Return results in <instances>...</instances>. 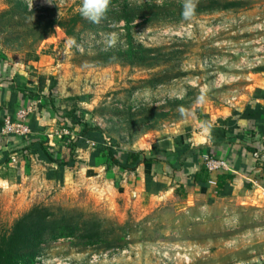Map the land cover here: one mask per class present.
I'll list each match as a JSON object with an SVG mask.
<instances>
[{
  "label": "rangeland",
  "instance_id": "1",
  "mask_svg": "<svg viewBox=\"0 0 264 264\" xmlns=\"http://www.w3.org/2000/svg\"><path fill=\"white\" fill-rule=\"evenodd\" d=\"M80 5L0 0V57L36 69L42 59L41 80L54 89L44 95L45 129L29 136L34 166L0 184V235L38 207L104 234L94 248L46 241L38 264H264V205L220 199L192 213L174 199L136 202L126 189L131 171L113 166L108 152H144L207 106L242 99L264 70V0H198L190 20L182 0H112L98 25L81 17ZM107 33L118 35L115 47L106 48ZM83 122L96 136L87 148L79 144ZM45 149L61 177L50 179Z\"/></svg>",
  "mask_w": 264,
  "mask_h": 264
},
{
  "label": "crops",
  "instance_id": "2",
  "mask_svg": "<svg viewBox=\"0 0 264 264\" xmlns=\"http://www.w3.org/2000/svg\"><path fill=\"white\" fill-rule=\"evenodd\" d=\"M44 62L40 59L41 67L36 69L22 64L20 60L0 57V184L15 182L14 178L24 168L35 164L29 152L30 135H8L3 133V127L7 116L16 118L19 109L36 104L37 109L28 123L32 134L38 129H45L42 118V113H47L42 106L44 95L54 89H49V79L41 80L48 76L43 68ZM250 80L248 87L251 89L242 94V99L222 108L207 106L206 111H201L188 125H178L162 138L148 141L150 145L143 150L154 162L131 171L126 180V189L133 193L136 202L155 198L174 199L182 204L180 211L192 213L220 199L236 200L243 206L263 207L264 70L254 72ZM47 116L50 120L49 114ZM205 124L211 125L209 137L203 134ZM48 130L58 134L49 136L52 137L51 143L60 148L64 141L60 139L59 130L55 126L48 127ZM256 148L259 150L257 157L254 154L258 151ZM167 153L171 154L166 156ZM204 154L227 160L230 169L207 173ZM50 164V179L57 175L61 177L58 165L55 162ZM221 174L223 177L219 178ZM227 174L234 176L229 178ZM134 187L137 191H133Z\"/></svg>",
  "mask_w": 264,
  "mask_h": 264
},
{
  "label": "trees",
  "instance_id": "3",
  "mask_svg": "<svg viewBox=\"0 0 264 264\" xmlns=\"http://www.w3.org/2000/svg\"><path fill=\"white\" fill-rule=\"evenodd\" d=\"M82 124L83 137L79 144L81 148H87L89 146L87 140L94 139L96 136L89 123L83 122ZM97 136L101 137L102 134L98 133ZM43 152L50 162H57V159L52 157L46 149ZM108 152L113 166L119 167L124 172L135 171L143 164L154 162V159L148 157L143 151L134 150L122 155L114 148H110ZM170 154L167 153L166 156ZM205 171L208 173L209 170L206 168ZM226 176L233 178L234 175L227 174ZM221 177H223L222 174L219 178ZM197 178L200 179L201 176L198 175ZM56 213V211L51 212L47 209L43 211V208L34 207L19 217L10 230L0 235V264H37L47 245L44 248L41 246L50 240H52L50 242H56L61 238L69 239L71 242L77 243L73 244L83 245L86 248H94L104 241V234L98 230L97 224L76 221L75 219L68 220L67 217H59ZM81 229H84V232L78 233Z\"/></svg>",
  "mask_w": 264,
  "mask_h": 264
},
{
  "label": "clouds",
  "instance_id": "4",
  "mask_svg": "<svg viewBox=\"0 0 264 264\" xmlns=\"http://www.w3.org/2000/svg\"><path fill=\"white\" fill-rule=\"evenodd\" d=\"M50 3V0H47ZM112 0H81L79 7V14L82 18L88 20L94 24H100L107 18V13L110 9ZM198 0H182V17L184 20L192 19L196 14ZM119 37L116 33L105 34V46L106 48L115 47L118 43ZM71 44H75V40L70 41ZM183 109L181 112L183 113ZM211 132V125L205 124L203 126V134L205 137H209Z\"/></svg>",
  "mask_w": 264,
  "mask_h": 264
},
{
  "label": "built area",
  "instance_id": "5",
  "mask_svg": "<svg viewBox=\"0 0 264 264\" xmlns=\"http://www.w3.org/2000/svg\"><path fill=\"white\" fill-rule=\"evenodd\" d=\"M36 109V104H30L19 109L16 113V118L7 116L5 118L3 133L8 135L28 137L30 134H32V129L28 123V119L36 111ZM254 154L257 157L259 155V150ZM203 159L206 168L210 172H221L230 169V165L225 159L215 158L209 154H204Z\"/></svg>",
  "mask_w": 264,
  "mask_h": 264
}]
</instances>
